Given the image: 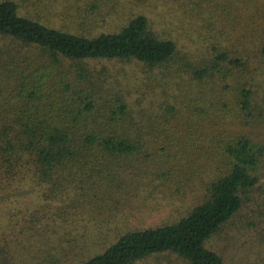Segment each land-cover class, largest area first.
Returning <instances> with one entry per match:
<instances>
[{"label":"trees","instance_id":"obj_1","mask_svg":"<svg viewBox=\"0 0 264 264\" xmlns=\"http://www.w3.org/2000/svg\"><path fill=\"white\" fill-rule=\"evenodd\" d=\"M255 117L264 0H0V264H224L214 236L264 207ZM197 182L180 217L130 227L143 192Z\"/></svg>","mask_w":264,"mask_h":264},{"label":"rangeland","instance_id":"obj_2","mask_svg":"<svg viewBox=\"0 0 264 264\" xmlns=\"http://www.w3.org/2000/svg\"><path fill=\"white\" fill-rule=\"evenodd\" d=\"M185 30H179L176 32V36L180 43H188L189 39L186 37V33L183 34ZM189 34V33H188ZM191 37V36H190ZM189 37V38H190ZM196 43L195 45H200L202 42ZM123 64V65H122ZM109 70H111V74L122 78L124 73L128 75L132 74L141 76L144 74L141 66H133L121 62H115V64H111ZM247 129L254 130L256 133L264 135V120L260 117H255L253 121H250ZM181 185V184H180ZM182 186V185H181ZM198 187V188H197ZM199 190V183L197 182L196 186L191 183L188 187H180L179 190H166L160 191V189H154L152 192V196L148 194V190L142 193V196L139 197L141 201L140 210L133 209L138 212L137 217H131L129 220L130 227L133 226H154L166 221L174 220L180 217L187 208L197 201L199 197L202 196V191ZM139 200H135L136 203H139ZM260 204L262 203L259 200ZM161 203V204H159ZM153 204H159L161 206L160 209H154L153 211H149L146 208L149 206H154ZM240 214L230 223L227 227L216 234L212 241L214 242L215 247L224 257V264H255L256 260V249L258 250V243L264 239V218L261 214L264 211V207L258 208L257 205L254 204V201L246 204ZM156 206V205H155ZM94 214L100 215L97 212H93ZM106 215V214H103ZM255 222V224L253 223ZM91 223L89 224V228H91ZM127 225L123 224L120 220L114 225L107 226L111 233H115L116 228H121ZM115 228V229H114ZM84 230V228H80ZM123 229V228H121ZM116 230L117 232L120 231ZM257 229V230H256ZM106 231V226L101 228V231L97 230L98 233H91L89 236L84 237V241L89 243V240L94 239L95 242L93 244H97V246H101V249L104 246H107L109 243H105V239L103 238V231ZM105 241V242H104ZM92 244V243H91ZM87 248L81 251L80 248L74 252V256L71 257L72 253L66 254V257L70 259L71 262H78L81 258L84 259L86 254H89L91 249H89L90 245ZM161 258V257H160ZM79 259V260H78ZM81 259V260H82ZM157 257H150L147 260L139 261L136 264H156ZM162 262L165 264H169L175 262L174 257L172 256L171 261L169 262L166 257H162ZM159 263V262H158Z\"/></svg>","mask_w":264,"mask_h":264}]
</instances>
